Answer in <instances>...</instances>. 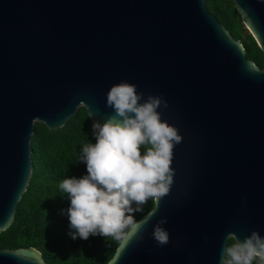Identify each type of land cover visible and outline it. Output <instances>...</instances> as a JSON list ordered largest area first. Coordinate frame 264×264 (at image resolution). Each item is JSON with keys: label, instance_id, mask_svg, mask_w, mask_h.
Wrapping results in <instances>:
<instances>
[{"label": "water", "instance_id": "obj_1", "mask_svg": "<svg viewBox=\"0 0 264 264\" xmlns=\"http://www.w3.org/2000/svg\"><path fill=\"white\" fill-rule=\"evenodd\" d=\"M233 3L264 53V0ZM120 82L166 100L183 139L169 194L137 219L155 212L143 239L107 264H221L229 234L264 237V66L205 0H0V232L29 183L35 121L59 129L84 106L103 123ZM0 264L47 263L29 246L0 248Z\"/></svg>", "mask_w": 264, "mask_h": 264}, {"label": "clouds", "instance_id": "obj_2", "mask_svg": "<svg viewBox=\"0 0 264 264\" xmlns=\"http://www.w3.org/2000/svg\"><path fill=\"white\" fill-rule=\"evenodd\" d=\"M106 104L115 114L103 123L93 121L96 142L81 148L79 160L86 163L87 175L65 178L59 188L70 199L66 214L75 230L70 232L73 239L101 235L126 248L155 212L139 221L133 214L142 212L149 200L158 205L169 194L175 174L173 149L183 138L161 119L158 109H166L167 101L152 95L144 99L134 84L113 85ZM166 223V218L160 219L152 232L160 246L169 243L162 227ZM227 240L232 243H226L221 264H264V237L259 232L252 231L243 241L229 234Z\"/></svg>", "mask_w": 264, "mask_h": 264}, {"label": "trees", "instance_id": "obj_3", "mask_svg": "<svg viewBox=\"0 0 264 264\" xmlns=\"http://www.w3.org/2000/svg\"><path fill=\"white\" fill-rule=\"evenodd\" d=\"M205 8L242 42L247 57L263 67L264 53L244 26L233 0H205ZM33 132L29 183L17 203L11 225L0 232V248L35 247L47 264H107L119 243L101 235L73 239L70 232L75 230L70 228L66 214L70 199L59 188L65 178L87 175L86 163L79 160L81 148L96 141L86 108L80 106L59 129L35 121ZM152 205L149 200L142 212L133 214L135 219Z\"/></svg>", "mask_w": 264, "mask_h": 264}, {"label": "rangeland", "instance_id": "obj_4", "mask_svg": "<svg viewBox=\"0 0 264 264\" xmlns=\"http://www.w3.org/2000/svg\"><path fill=\"white\" fill-rule=\"evenodd\" d=\"M245 27H247V26H245ZM248 28V27H247ZM248 30H249V28H248ZM250 31V30H249Z\"/></svg>", "mask_w": 264, "mask_h": 264}]
</instances>
